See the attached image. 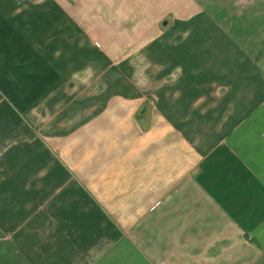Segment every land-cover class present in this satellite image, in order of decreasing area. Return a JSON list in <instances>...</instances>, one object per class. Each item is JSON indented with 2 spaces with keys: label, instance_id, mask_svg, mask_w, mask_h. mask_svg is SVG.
I'll use <instances>...</instances> for the list:
<instances>
[{
  "label": "crops",
  "instance_id": "1",
  "mask_svg": "<svg viewBox=\"0 0 264 264\" xmlns=\"http://www.w3.org/2000/svg\"><path fill=\"white\" fill-rule=\"evenodd\" d=\"M264 0H0V264H262Z\"/></svg>",
  "mask_w": 264,
  "mask_h": 264
},
{
  "label": "trees",
  "instance_id": "2",
  "mask_svg": "<svg viewBox=\"0 0 264 264\" xmlns=\"http://www.w3.org/2000/svg\"><path fill=\"white\" fill-rule=\"evenodd\" d=\"M262 264H264V261H263V263Z\"/></svg>",
  "mask_w": 264,
  "mask_h": 264
}]
</instances>
